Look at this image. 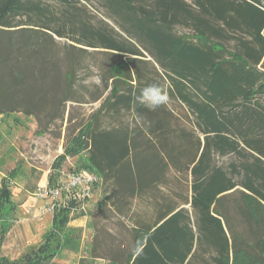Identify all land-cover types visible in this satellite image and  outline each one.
<instances>
[{"label": "trees", "instance_id": "16d2710c", "mask_svg": "<svg viewBox=\"0 0 264 264\" xmlns=\"http://www.w3.org/2000/svg\"><path fill=\"white\" fill-rule=\"evenodd\" d=\"M53 1L54 8L46 0H0V106H11L0 114L23 123L13 105L37 108L45 98L62 104L72 98L83 49L68 44L76 51L64 49L66 68L58 71L54 37L127 57L111 64L109 95L52 161L49 183L66 157L77 155V169L100 176L120 213L166 181L170 169L186 171L192 214L162 204L152 222L134 225L133 247L121 264H264V239L257 232L253 242L230 236L225 206L238 190L241 216L257 230L264 225V0H104L126 38L84 19L79 0ZM177 25L190 33H178ZM229 39L233 50L223 44ZM145 51L168 81L169 98L186 106L200 135L175 124L165 105L150 110L141 103L147 85L164 87L136 65ZM218 156L229 157L227 165L216 162ZM21 173L16 165L0 179V245L16 211L10 181ZM72 206L55 205L42 242L20 259L0 256V264H60L54 259L79 245L67 223ZM109 263L119 264L118 257Z\"/></svg>", "mask_w": 264, "mask_h": 264}, {"label": "rangeland", "instance_id": "374dc122", "mask_svg": "<svg viewBox=\"0 0 264 264\" xmlns=\"http://www.w3.org/2000/svg\"><path fill=\"white\" fill-rule=\"evenodd\" d=\"M46 1L53 3L51 5L54 8L53 0ZM76 7L82 11L87 10L84 19H88L96 26H106L119 34V37L126 38L117 23V17L110 13L104 0H79ZM176 31L190 33L188 28L181 25L176 26ZM54 39L59 53L56 62L58 71L62 72V69L65 71L66 68L63 59L64 49L68 47L72 52L76 51L77 47L83 49L81 57H77L80 62L75 66L77 72L72 98L64 104L53 103L45 98L43 104L37 108L23 104L13 105L16 110H21L15 116L24 121L23 123L16 121L14 124L12 118L0 114V178L16 165L20 166L22 171L16 179L10 181L11 196L17 204L18 211L0 245V256L11 260L20 259L25 252H29L42 242L41 235L50 225L53 209H51V199L36 196V190L38 187L48 186V178L55 172L50 167L52 161L62 153L63 147L71 137L99 111L102 102L109 95L112 87V80L109 79L111 64L120 57L122 59L127 57L123 52L86 48L62 37H54ZM234 42V39H229L223 44L228 50H233ZM68 44L77 47L71 48ZM137 45L142 50L139 44ZM139 58L143 63L136 65L143 73L157 82L164 83L166 87L168 81L164 80L162 70L155 64L153 58L146 51L144 57ZM131 74L134 78L133 71ZM52 78L53 75L49 77L50 81H53ZM97 79L100 81L99 84L95 83ZM132 81L135 82L134 79ZM26 82L30 84L33 80L27 79ZM2 91L0 90V96L3 95ZM47 94L49 96L53 93ZM10 107L3 105L0 106V110L6 111ZM26 107L31 111V116L27 118L22 112ZM165 107L174 115L175 124L199 134L194 125V117L186 106L175 98H169ZM108 119L103 112L100 114V123L106 125ZM228 160L227 156L216 157V162L222 165H227ZM76 163L77 155L66 157L61 165L76 169ZM166 178L167 180L156 188L149 189L145 194L134 198L131 203L128 201L120 213L110 204L108 194L103 193L101 180L95 186L85 210L82 211L84 215L77 210H71L74 212L71 220L76 221L71 227L74 233L81 237L78 251L75 253L64 250L55 261L60 264H110L111 260L118 257V263L121 264L133 247L134 225L137 222H152L162 204L180 203L192 214V206L186 203L191 196L189 173L170 169L166 172ZM238 195V190H235L225 200L226 215L230 224V228L226 226L227 233L230 236L231 232L240 233L248 241L253 240L251 233L257 232V237L264 239V225L257 230L252 220L247 221L239 213ZM55 203L62 204V200H57ZM80 215L87 218L81 220ZM191 217L193 220V215ZM252 240L250 241L253 242Z\"/></svg>", "mask_w": 264, "mask_h": 264}, {"label": "built area", "instance_id": "2783aa9c", "mask_svg": "<svg viewBox=\"0 0 264 264\" xmlns=\"http://www.w3.org/2000/svg\"><path fill=\"white\" fill-rule=\"evenodd\" d=\"M56 179L48 186L38 187L36 196L51 199V209L57 200L72 201L71 209L83 211L87 206L95 186L101 182L100 176L92 170L61 167L56 171Z\"/></svg>", "mask_w": 264, "mask_h": 264}, {"label": "clouds", "instance_id": "9594fccd", "mask_svg": "<svg viewBox=\"0 0 264 264\" xmlns=\"http://www.w3.org/2000/svg\"><path fill=\"white\" fill-rule=\"evenodd\" d=\"M95 83L99 84V79H97ZM140 101L146 108L156 110L169 101L168 91L159 84L147 85L141 90Z\"/></svg>", "mask_w": 264, "mask_h": 264}, {"label": "crops", "instance_id": "0c3cea01", "mask_svg": "<svg viewBox=\"0 0 264 264\" xmlns=\"http://www.w3.org/2000/svg\"><path fill=\"white\" fill-rule=\"evenodd\" d=\"M11 170H12V169H11ZM9 171H10V170H9ZM7 172H8V171H7ZM7 172H6V173H7ZM6 173H5V174H6ZM2 177H3V176H2ZM2 177H1V178H2ZM1 178H0V179H1ZM16 178H17V177H16ZM16 178H15V179H16ZM10 191H11V190H10ZM12 199H13V196H12ZM13 201H14V200H13ZM14 203H15V202H14ZM15 204H16V203H15ZM172 204H173V206H174V208H175L174 211H177V209H179V208L182 207L180 203H178V204L172 203ZM16 206H17V204H16ZM16 206H15V210L17 209ZM17 211H18V210L15 211V217H16ZM77 211H78V210H77ZM78 212H80V214H83L82 211H78ZM76 213H77V212H76ZM83 215H84V214H83ZM71 216H74V212H73V211L70 212V219H69V221L67 222V223H68V226L73 230V228H72L71 226H72V225H75L76 221L71 220ZM15 217H14V219L12 220V222L15 220ZM86 218H87V216H81V215H80V219H81V220H83V219L85 220ZM51 219H52V215H51L50 222H49L50 225H49V227H48V228L42 233L41 238H42L43 234H44L47 230H49V228H50V226H51ZM78 237H79V238H78V240H79L78 249H79V247H80V243H81V237H80V235H79ZM78 249H77L76 251H75V250H71V249H65V250H69V251H72V252H75V253H76V252L78 251ZM54 260H55V259H54Z\"/></svg>", "mask_w": 264, "mask_h": 264}]
</instances>
